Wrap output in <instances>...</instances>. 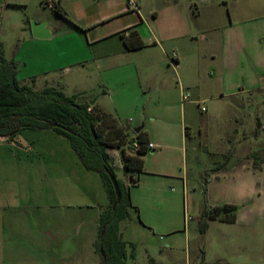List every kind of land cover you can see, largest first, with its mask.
<instances>
[{
  "label": "rangeland",
  "instance_id": "374dc122",
  "mask_svg": "<svg viewBox=\"0 0 264 264\" xmlns=\"http://www.w3.org/2000/svg\"><path fill=\"white\" fill-rule=\"evenodd\" d=\"M18 1L0 0V64L2 59L13 62L22 85L37 92L54 88L68 97L77 96L79 103L97 100L104 112L126 127L134 143L138 134L135 129L144 125L152 135L169 133L170 143L176 144L186 114L190 133L185 158L179 157L176 165L180 179L167 181L158 199L143 196L142 210L131 207L130 216L120 223L122 238L130 243L126 264L215 262V249L208 237L200 251L208 181L221 167L233 166L248 152L249 143L240 147L239 143L246 132L258 130L257 106L237 109L234 104L235 108L230 104L218 106L216 101L200 106L188 101L185 107L168 106L158 101L153 88L138 97L136 90L148 83L135 70L109 73L88 62L69 69H49L42 62L52 46H40L28 30L34 17L50 22L56 27L55 33L71 40L72 45L85 42L86 36L68 29V23L44 0L41 5L34 0H25L29 5ZM180 1L192 16L198 12L197 6L200 9L203 5L201 0H192L193 6L188 9L190 0ZM213 1L228 10L221 0ZM230 1V7H234ZM140 6L147 16L158 11L156 0H142ZM166 47L172 49L171 43H166ZM168 65L173 68L170 62ZM213 72L208 71V76ZM170 74L176 79L175 73ZM115 85L124 91L119 94L126 96L122 105L107 94ZM262 120L264 123L263 115ZM99 124V131L107 139L119 138L110 120H101ZM261 133L264 135V130ZM171 154L176 160L178 152ZM111 155L115 175L123 183L126 172L122 152L116 149ZM183 180L187 182L186 189ZM109 206L103 178L85 169L63 135L51 129L23 130L14 141L0 139V264H101L103 253L97 251L95 244L99 240L101 215ZM207 224L221 226L210 221ZM258 259L252 257L253 261Z\"/></svg>",
  "mask_w": 264,
  "mask_h": 264
},
{
  "label": "crops",
  "instance_id": "0c3cea01",
  "mask_svg": "<svg viewBox=\"0 0 264 264\" xmlns=\"http://www.w3.org/2000/svg\"><path fill=\"white\" fill-rule=\"evenodd\" d=\"M34 1L41 5L43 0ZM130 1L136 2L138 10ZM140 1L55 0L68 14V19L58 16L68 23V29L86 36L85 42L76 45L62 34L57 35L56 27L42 17H34L28 30L40 46H52L42 62L49 69H69L88 62L109 73L135 70L148 83L136 90L137 96L153 88L158 101L168 106L185 107L187 101L197 106L216 101L218 106L234 104L237 109L257 106L258 130L246 132L239 143V147L249 143L248 152L233 166L221 167L207 185L206 208L237 206L236 222L210 221L221 226L208 225L200 251L208 237L216 254L211 264H264V0H232L234 7H230V0H221L227 11L217 1L201 0L203 5L200 9L196 5L198 12L193 16L190 10L186 13L180 0H156L157 13L147 16L142 13ZM18 2L29 5L25 0ZM192 6L190 0L188 9ZM166 43H171L172 49ZM171 50L178 55L173 68L168 67ZM210 70L214 72L209 77ZM110 88L107 94L122 105L126 96L119 92L123 89L116 85ZM95 105L103 110L97 100ZM185 115L176 144L170 143L169 133L152 135L145 126L142 129L155 149L145 156L143 173H126L123 184L132 208L142 210L143 196L158 199L167 181L180 179L176 165L179 157L185 158L190 133ZM172 151L178 152L176 160L171 157ZM130 176L135 183L128 182ZM183 186L186 189V180ZM255 256L258 261L252 260Z\"/></svg>",
  "mask_w": 264,
  "mask_h": 264
},
{
  "label": "trees",
  "instance_id": "16d2710c",
  "mask_svg": "<svg viewBox=\"0 0 264 264\" xmlns=\"http://www.w3.org/2000/svg\"><path fill=\"white\" fill-rule=\"evenodd\" d=\"M52 9L58 16L68 19L67 12L59 3H56ZM128 47L132 48L129 45ZM105 119L114 124L116 136L119 137L115 136L117 140L113 139L114 136L107 139L99 131V123ZM47 129L66 137L85 169L96 172L103 178L110 206L101 215L96 249L103 253L101 264H126L128 244L120 233V223L130 216V208L133 204L124 184L118 180L122 200L116 205L117 195L109 176V173L115 175L111 164V152L116 149L121 150L126 173H143L144 158L150 152L147 135L143 131L137 134L139 148H135L136 143L131 140L128 131L101 108L96 105L91 106L89 103H79L77 96L68 97L54 88L37 92L29 85H22L17 79L15 64L2 59L0 138L14 141L23 130ZM237 210V206L228 204L206 209L203 212L205 228L208 226V221L235 223Z\"/></svg>",
  "mask_w": 264,
  "mask_h": 264
},
{
  "label": "built area",
  "instance_id": "2783aa9c",
  "mask_svg": "<svg viewBox=\"0 0 264 264\" xmlns=\"http://www.w3.org/2000/svg\"><path fill=\"white\" fill-rule=\"evenodd\" d=\"M44 3L48 7L53 8L55 5V0H44ZM130 5L133 6L134 9L138 10V6H137L135 1H130ZM177 57H178V55L176 52H174L171 56L168 57L169 62L173 67H176V65H177ZM204 110H205V108L203 107L202 111H204ZM135 148H139V145L137 143L135 144ZM148 148H149V150H153V149H155V146H154V144L149 142Z\"/></svg>",
  "mask_w": 264,
  "mask_h": 264
},
{
  "label": "water",
  "instance_id": "95a60500",
  "mask_svg": "<svg viewBox=\"0 0 264 264\" xmlns=\"http://www.w3.org/2000/svg\"><path fill=\"white\" fill-rule=\"evenodd\" d=\"M95 103H96V100L90 102L91 105H95ZM143 128H144V125L136 128L135 132L136 133H140ZM109 176H110V179L112 181V184L114 186V189H115V192H116V195H117V203H116V205H117L122 200V192H121L117 177L115 175H113L112 173H109ZM130 182L131 183H135V181H133L132 177L130 178Z\"/></svg>",
  "mask_w": 264,
  "mask_h": 264
}]
</instances>
